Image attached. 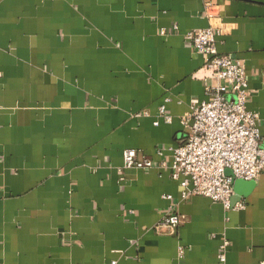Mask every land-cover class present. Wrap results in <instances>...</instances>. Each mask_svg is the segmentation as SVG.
Listing matches in <instances>:
<instances>
[{
	"label": "crops",
	"instance_id": "obj_1",
	"mask_svg": "<svg viewBox=\"0 0 264 264\" xmlns=\"http://www.w3.org/2000/svg\"><path fill=\"white\" fill-rule=\"evenodd\" d=\"M210 24L264 145V0H0V264H264V171L234 182L230 211L170 176L204 98L182 34ZM128 148L165 167L121 173ZM174 212L178 228L154 229Z\"/></svg>",
	"mask_w": 264,
	"mask_h": 264
},
{
	"label": "built area",
	"instance_id": "obj_2",
	"mask_svg": "<svg viewBox=\"0 0 264 264\" xmlns=\"http://www.w3.org/2000/svg\"><path fill=\"white\" fill-rule=\"evenodd\" d=\"M202 14L208 20L217 17L212 3L204 4ZM172 29L178 31L179 28L173 25ZM165 33L166 29L161 28L160 34ZM182 37L204 58L203 65L193 74L204 83V98L193 97L190 111L181 118L185 138L172 148L170 176L182 188L183 200L202 196L221 203L226 211L243 209V202H231L234 182L255 181L264 171V145L256 125L257 113L246 107L244 65L231 55L217 51L216 33L211 24L185 31ZM158 117L170 121L163 107H160ZM154 124L157 125L158 121ZM153 167H165V162H155L135 149L123 150L121 173L129 168L147 170ZM162 198L170 200L171 195L164 194ZM183 222L182 215L169 213L154 229L159 231L165 227L174 231ZM227 247L228 241L224 239L217 254L221 263L226 261ZM183 253L184 247L179 246L180 260Z\"/></svg>",
	"mask_w": 264,
	"mask_h": 264
},
{
	"label": "water",
	"instance_id": "obj_3",
	"mask_svg": "<svg viewBox=\"0 0 264 264\" xmlns=\"http://www.w3.org/2000/svg\"><path fill=\"white\" fill-rule=\"evenodd\" d=\"M238 181H244V180H238ZM239 183V182H238Z\"/></svg>",
	"mask_w": 264,
	"mask_h": 264
}]
</instances>
